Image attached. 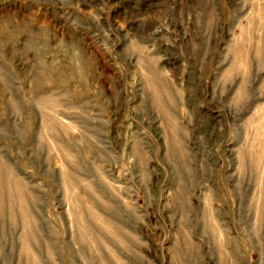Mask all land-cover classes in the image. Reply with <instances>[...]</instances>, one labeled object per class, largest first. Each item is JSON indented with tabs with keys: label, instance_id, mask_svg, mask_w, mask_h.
<instances>
[{
	"label": "rangeland",
	"instance_id": "rangeland-1",
	"mask_svg": "<svg viewBox=\"0 0 264 264\" xmlns=\"http://www.w3.org/2000/svg\"><path fill=\"white\" fill-rule=\"evenodd\" d=\"M0 264H264V0H0Z\"/></svg>",
	"mask_w": 264,
	"mask_h": 264
}]
</instances>
